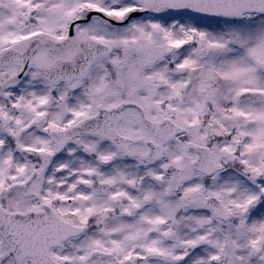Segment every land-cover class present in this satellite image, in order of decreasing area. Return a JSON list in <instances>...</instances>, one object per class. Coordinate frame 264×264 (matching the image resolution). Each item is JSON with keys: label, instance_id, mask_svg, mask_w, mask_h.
I'll use <instances>...</instances> for the list:
<instances>
[{"label": "snow or ice", "instance_id": "1", "mask_svg": "<svg viewBox=\"0 0 264 264\" xmlns=\"http://www.w3.org/2000/svg\"><path fill=\"white\" fill-rule=\"evenodd\" d=\"M0 264H264V0H0Z\"/></svg>", "mask_w": 264, "mask_h": 264}]
</instances>
